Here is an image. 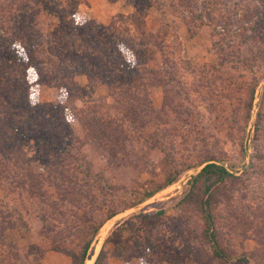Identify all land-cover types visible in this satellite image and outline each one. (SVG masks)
<instances>
[{"label": "rangeland", "instance_id": "374dc122", "mask_svg": "<svg viewBox=\"0 0 264 264\" xmlns=\"http://www.w3.org/2000/svg\"><path fill=\"white\" fill-rule=\"evenodd\" d=\"M179 1L155 0L157 7H151L138 0H55V6L46 7L40 0H26L24 4L14 2L28 5L16 12L15 6L11 10L13 0H0L2 57L11 52L18 62H25L26 52L17 44L23 37L24 45L41 54L43 51L44 56L45 48L62 57L73 53L74 60L85 56L77 69L68 67L64 74L46 71L45 76V65L39 70L31 68L27 90L21 93L26 105L45 110L52 124H61L64 133L56 139L69 136L79 140L82 165L77 179L82 191L89 189L94 198H101L96 183L100 177L99 184L111 186L114 203L133 202L136 192L163 181L171 168L202 157L223 165L233 175L218 196L215 219L220 243L236 256L232 262L211 256L201 236L200 217L182 205L187 181L200 170L198 167L106 221L91 245L93 264L110 235L113 240L105 247L107 258L102 264H264V66H256L259 55L264 56L260 41L264 0H190L189 7ZM253 8L258 13L241 22L245 10ZM18 16L23 17L19 25L14 22ZM7 20L13 23L4 29ZM249 26L255 29H247ZM69 28L74 31L72 40L55 45L53 36L63 37ZM88 28L94 29L77 36ZM213 42L225 51L213 47ZM151 43L158 49L153 54L147 52ZM100 45L112 49V57L98 53L95 47ZM127 66L141 72L154 70L158 79L153 82L151 76L144 75L135 80L136 75L127 73L132 69L123 73ZM5 67L0 64V74ZM106 76L138 86L137 93L135 89L132 92L146 105L154 125L148 137L132 131L130 106L120 103L123 98L119 92L104 84ZM255 81L258 83L250 101ZM135 95L129 92L128 97ZM128 97L125 99L130 104ZM92 115L96 118L90 124L92 133L99 118L121 125L126 143L142 164L135 167L126 160H111L108 153L88 142L90 137L81 120ZM155 129L161 138L154 137ZM14 144L0 147V170L4 174H10L16 153L25 157L35 174L44 173L45 159L62 155L61 147L53 145L45 156L39 144L23 136ZM3 190L0 264H71L69 257L51 251L39 236L41 223L29 202L17 190ZM76 207H68L65 215L69 220L77 214ZM89 210L87 207L85 212ZM155 213L158 217L147 218ZM72 232L67 231V236Z\"/></svg>", "mask_w": 264, "mask_h": 264}, {"label": "trees", "instance_id": "16d2710c", "mask_svg": "<svg viewBox=\"0 0 264 264\" xmlns=\"http://www.w3.org/2000/svg\"><path fill=\"white\" fill-rule=\"evenodd\" d=\"M25 1L26 0H13L11 10H13L15 6L16 12H19L23 6L26 7L28 5L18 6L16 3L24 4ZM40 1L45 4L46 7L55 6V0ZM138 1H144L151 7H157V3H154L155 0ZM179 2H181V6H190V0H180ZM256 13H258L256 8L252 10L247 9L240 16V21L246 22L251 20L250 18L255 16ZM22 18L23 17L19 16L15 17L14 22L19 25V21H21ZM24 21H26V19ZM260 21H264V15ZM6 22L7 25L2 26L4 29L8 28L10 23H13L12 20H7ZM92 29L94 28H88V30L81 31L79 35H76L83 37ZM247 29L254 30L255 28L249 26ZM95 30L97 29L95 28ZM104 30L105 29H102V31ZM244 31L245 29H243L242 23L240 32L243 33ZM72 36H74V31L69 28L68 34L63 37L53 36L52 42L55 45H59L72 40ZM23 39H25V37H23ZM23 39H20L17 44L26 52L25 62H18L11 52L9 55H4L3 57L0 53V64L6 65L5 70L0 74V147L6 148L7 143L14 144V142L18 141L19 138L23 136L24 140H32L39 144L40 148H43L42 151L40 149L39 151L40 153L45 152V156L50 153L53 145L61 147L62 155H59V157L55 159H45L44 173L35 174L32 172L30 164L26 161L25 157L23 159L19 153H16V156L13 157L10 174H4L0 170V182H2L0 183V191L4 192L3 189L7 191L17 190L19 196L24 197L25 200L29 202V205L37 215L38 221L41 223V229L38 234L47 242L50 250L69 257L71 264H84L85 261L93 255L91 245L100 228L106 221L127 209L141 204L159 191L172 185L183 173L201 167L200 170L187 181L184 195L181 200L182 205L189 208L196 216L200 217V221L202 222L201 236L203 240L208 243L211 256L225 263L232 262V260L236 259V256L231 253L232 251H228V248L220 243L215 220L218 213L216 211V207L219 205L218 196L222 189H224L228 180L233 178V175L229 173L228 169L223 167V165L213 162L212 159L208 157H202L191 163L187 161L188 163H183L179 167L175 166L170 170L168 169L169 171H167L165 177H163V181L156 184L151 183L140 193L136 192L137 199L133 202L124 203L123 201H116L114 203L112 201L111 186L105 183L99 184L101 181L100 177L97 178L96 183L97 186H99L98 194L101 198H94L89 189H87L88 192H86V190H81L80 181L77 179V173H79L82 165V158H79L81 149L79 140L70 139L69 136L68 139L67 137L63 140L56 139L61 132L64 133L61 124L58 126L52 124L51 122L53 119L49 118L51 115L49 117L45 116V110L26 105L22 100L24 97L21 96V93L27 90L25 84L28 79V71L31 68L39 70V66L45 65L42 66L45 67V70H43L45 76L46 71L47 74H59L60 72L64 74L68 67L77 69L79 63L84 61L85 56L81 58L77 57V59L74 60L75 55L73 53H70L68 57H62L57 55V52L53 53L48 48H45L47 56H44L43 51L41 54L39 50L32 51L29 46L24 45ZM260 41H263L262 46L264 47L263 32L260 34ZM73 44L76 45L77 43L73 42ZM144 44L147 45L148 43ZM150 46L151 47L147 50L148 53L153 54L155 51H158L155 43H151ZM213 47L221 52L225 51L221 47V44L217 42H213ZM95 48L103 57H112V49L108 50L106 45H100ZM65 49L69 50V46ZM117 49H119V46ZM228 56L231 58L229 54H227V57ZM48 57L51 58L47 59ZM254 61H256V58H253L251 62L254 63ZM259 61L260 63L256 66L263 67L264 56L262 54L259 55ZM92 66H96V64L93 62ZM128 68L132 69V71L127 72ZM126 72L132 76L136 75L135 80H139L137 78H145L144 75L151 76L153 82H156L158 79V77H155L156 71L154 70L146 72L143 69L141 72L138 69L127 66V69L123 71V73L126 74ZM104 78V84L113 92H119V97L123 98L119 99V102H124L130 106L128 120L130 124L134 126L132 131L137 134H145V136L148 137V131L153 128L154 125H152L153 122L149 120L150 116L146 105L132 92V90L135 89L134 92L137 93L139 90L138 86H132L127 83L126 80L122 79H117V81H115L110 76ZM2 83H5L6 87L3 86ZM257 83V81L254 82L250 101L253 99ZM12 88L18 90L16 92L11 91ZM129 92L135 95V97H128ZM126 97L131 100L130 104L125 99ZM20 108L23 109L20 110ZM95 119L96 118L92 115L90 118L81 120L87 136L90 137L87 140L88 142L93 143L95 146L108 153L111 160H126L128 165L129 163H133L135 167L137 164H142L141 162L143 161L140 159L137 160V154H133L134 151L131 150L126 143L128 139L121 125L111 122L109 119L99 118V120H97L98 128L92 133L90 124H92ZM45 132H47L46 137L43 138L42 134ZM159 133L160 132L155 129L154 137L161 138ZM64 135L66 136V134ZM96 138L100 141V146ZM10 150L13 151V148L10 147ZM87 167L88 166L85 165L84 169ZM85 171L88 173V170ZM66 196L72 197L68 198ZM16 201L20 202L21 199L18 198ZM75 206H77L76 210H78V212L74 215L73 220H69L65 214L68 212V207L73 209ZM87 207L91 210L85 212ZM79 213L81 214L79 215ZM100 213H104V215L100 216ZM155 216L158 217L157 213L149 214L147 218L150 219ZM235 228H238L237 225H235ZM69 230L73 231L71 236H67L66 232ZM112 240V235L105 240V244L94 264H102L104 260H106L105 247L107 243Z\"/></svg>", "mask_w": 264, "mask_h": 264}, {"label": "bare ground", "instance_id": "6f19581e", "mask_svg": "<svg viewBox=\"0 0 264 264\" xmlns=\"http://www.w3.org/2000/svg\"><path fill=\"white\" fill-rule=\"evenodd\" d=\"M108 225H109V224H108ZM110 225H112V223H111ZM103 233H105V231H104ZM100 244H101V243H100ZM99 247H100V246L97 245V247H96V252L98 251ZM94 259H95L94 256L91 257L90 259H88V260L86 261L85 264H93Z\"/></svg>", "mask_w": 264, "mask_h": 264}]
</instances>
